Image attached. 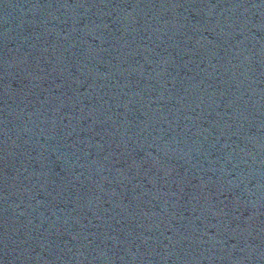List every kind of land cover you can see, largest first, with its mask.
Listing matches in <instances>:
<instances>
[{
  "label": "water",
  "instance_id": "1",
  "mask_svg": "<svg viewBox=\"0 0 264 264\" xmlns=\"http://www.w3.org/2000/svg\"><path fill=\"white\" fill-rule=\"evenodd\" d=\"M264 230V0H0V206Z\"/></svg>",
  "mask_w": 264,
  "mask_h": 264
}]
</instances>
